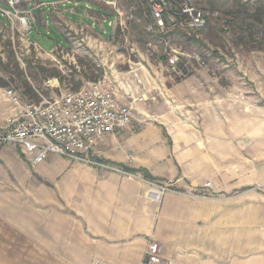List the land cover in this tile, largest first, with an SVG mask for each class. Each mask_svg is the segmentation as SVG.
Returning <instances> with one entry per match:
<instances>
[{"label":"rangeland","instance_id":"374dc122","mask_svg":"<svg viewBox=\"0 0 264 264\" xmlns=\"http://www.w3.org/2000/svg\"><path fill=\"white\" fill-rule=\"evenodd\" d=\"M186 1L207 13L204 28H184L180 22L186 17L177 19L171 10L159 27L149 0H19L13 8L0 0V126L17 107L9 90L24 105L59 97L103 76L120 92L121 85L131 88L127 101L133 115L127 126L134 130L163 126L164 137L177 141L185 138L186 128L202 134L209 126L215 145L202 149L211 154L215 170L226 153V172H237V177L225 187L217 173L201 184L145 178L149 194L257 203L256 211L241 212L242 219L252 215L255 233L241 238L240 251L227 248V258L210 261L264 264V0ZM173 53L179 57L175 68L168 62ZM187 54L199 55L203 64ZM218 123L226 124L224 144ZM172 125L177 130L171 131ZM18 171L14 162H1L0 186L24 187L13 175ZM54 261L17 258L0 264Z\"/></svg>","mask_w":264,"mask_h":264},{"label":"crops","instance_id":"0c3cea01","mask_svg":"<svg viewBox=\"0 0 264 264\" xmlns=\"http://www.w3.org/2000/svg\"><path fill=\"white\" fill-rule=\"evenodd\" d=\"M210 129L204 127L200 134L186 128L185 138L176 141L164 137L163 126H125L90 150L92 158L106 160L112 168L51 154L31 171L14 146H1L0 163L18 165L20 171L13 175L24 187L0 186V262L41 258L56 260L47 264H140L147 243L154 241L169 264H220L210 260L227 258V248L240 251L241 238L255 233L252 215L242 219L241 212L256 211L257 203L215 202L174 192L154 198L140 171L165 182L187 179L191 184L217 173L225 187L237 172H226L225 152L215 170L211 154L202 149L215 145ZM220 129L224 144L226 124L218 123ZM182 146L187 148L183 152Z\"/></svg>","mask_w":264,"mask_h":264},{"label":"built area","instance_id":"2783aa9c","mask_svg":"<svg viewBox=\"0 0 264 264\" xmlns=\"http://www.w3.org/2000/svg\"><path fill=\"white\" fill-rule=\"evenodd\" d=\"M149 0L151 14L159 27L163 26L164 13L186 20L180 22L184 28H204L207 13L187 4L186 0ZM13 8L19 0H8ZM11 14L10 11H4ZM25 20V19H24ZM198 65L203 61L199 55L187 54ZM179 57L168 54L169 64L175 68ZM107 76L87 82L79 89L67 91L53 99L42 98L37 102L19 105L18 99L9 90L8 95L17 106L16 112L0 126V147L14 146L31 166L44 162L51 154L94 166L105 167L90 156V150L100 140L125 126L132 119L133 105L127 101L133 94L129 86L117 89ZM164 190V188H162ZM160 191H151L158 198ZM140 264H169L160 255L156 242L147 243Z\"/></svg>","mask_w":264,"mask_h":264},{"label":"trees","instance_id":"16d2710c","mask_svg":"<svg viewBox=\"0 0 264 264\" xmlns=\"http://www.w3.org/2000/svg\"><path fill=\"white\" fill-rule=\"evenodd\" d=\"M53 76L58 77V79H59L60 81H62L61 76H60L58 73L53 74ZM101 161H105V162H106V160H101ZM123 168H124L125 170L129 171V172H134V171H136V170L131 169V168H128V167H123ZM140 171L143 173V175H144L145 178H147V179H152V176L147 172V170H145V169H140Z\"/></svg>","mask_w":264,"mask_h":264},{"label":"bare ground","instance_id":"6f19581e","mask_svg":"<svg viewBox=\"0 0 264 264\" xmlns=\"http://www.w3.org/2000/svg\"><path fill=\"white\" fill-rule=\"evenodd\" d=\"M26 25L25 21H24V26Z\"/></svg>","mask_w":264,"mask_h":264},{"label":"water","instance_id":"95a60500","mask_svg":"<svg viewBox=\"0 0 264 264\" xmlns=\"http://www.w3.org/2000/svg\"><path fill=\"white\" fill-rule=\"evenodd\" d=\"M5 1H8V0H5Z\"/></svg>","mask_w":264,"mask_h":264}]
</instances>
